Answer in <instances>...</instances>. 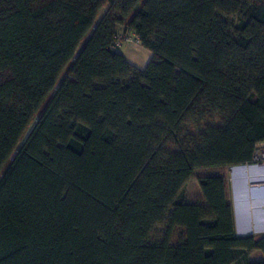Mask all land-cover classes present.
Masks as SVG:
<instances>
[{"label":"trees","instance_id":"16d2710c","mask_svg":"<svg viewBox=\"0 0 264 264\" xmlns=\"http://www.w3.org/2000/svg\"><path fill=\"white\" fill-rule=\"evenodd\" d=\"M261 143L264 0H0V264H264L225 175L185 200Z\"/></svg>","mask_w":264,"mask_h":264},{"label":"rangeland","instance_id":"374dc122","mask_svg":"<svg viewBox=\"0 0 264 264\" xmlns=\"http://www.w3.org/2000/svg\"><path fill=\"white\" fill-rule=\"evenodd\" d=\"M108 8L109 4H107L101 11L99 18H101L106 13ZM120 31L122 33L121 38H123L121 39V45L118 44V48L122 47L126 37H131L132 35V33L129 34V32L128 34L125 33L123 26H120ZM124 49L125 48L123 46L122 50ZM67 75L68 69H65L61 75L60 81H62ZM35 122L36 119L30 124L29 128L25 131V134L21 139L20 144L24 142ZM247 167L248 168L246 170H242L240 172H235V170H240L241 168L234 167L198 169L195 173V178L190 180L185 187V200L189 202H197L203 200V193L198 181V178L200 176L207 174L225 175L228 179L229 195L234 206L237 234L242 236H259L261 234H264V228L261 227L264 225L261 224V221H257L255 219L256 210L257 212H262L259 209L264 210V143L259 144L258 151L256 153L255 163L248 164ZM247 202L249 203L248 207L246 206ZM237 205H239V207H237ZM237 209H240L244 213V220L242 213H239ZM253 209L255 210L253 211ZM247 212H249L248 217H246ZM164 230V226L157 227L154 234L152 235V240L155 241L161 239ZM249 258L251 260H261L264 258V253L261 250H255L249 254ZM236 264L239 263L237 262Z\"/></svg>","mask_w":264,"mask_h":264},{"label":"crops","instance_id":"0c3cea01","mask_svg":"<svg viewBox=\"0 0 264 264\" xmlns=\"http://www.w3.org/2000/svg\"><path fill=\"white\" fill-rule=\"evenodd\" d=\"M119 30H120V26H119ZM124 32L127 34L128 32L129 34L132 33L131 37H133L134 39L131 41L125 40V42H123L124 44L119 50L125 55V57L129 62H131L133 65L137 66L138 68L143 69L152 59L153 57L152 52L146 49L145 47H143L141 43L137 39H135L136 35L134 32L126 31L125 29ZM120 34H122L121 31ZM123 46L125 48L124 50H122Z\"/></svg>","mask_w":264,"mask_h":264},{"label":"bare ground","instance_id":"6f19581e","mask_svg":"<svg viewBox=\"0 0 264 264\" xmlns=\"http://www.w3.org/2000/svg\"><path fill=\"white\" fill-rule=\"evenodd\" d=\"M259 167V166H258ZM238 168H241V167H238ZM248 167H244V168H241L240 170H235V172L237 171V172H240V171H244V170H246ZM255 171V170H254ZM234 174H236V173H234ZM239 202V201H238ZM246 206L248 207L249 206V203L247 202V204H246ZM237 207H239V205H237ZM238 211H239V213H242V215L244 214L240 209H237ZM255 209H253V211H254ZM260 211H262V212H257V210H256V213H255V219L257 220V221H261V224L262 225H264V210H262V209H259ZM248 214H249V212H247V216L246 217H248ZM239 219H240V214H239ZM245 218H244V215H243V220H244ZM248 219V218H247ZM261 227H263L264 228V226H261Z\"/></svg>","mask_w":264,"mask_h":264},{"label":"built area","instance_id":"2783aa9c","mask_svg":"<svg viewBox=\"0 0 264 264\" xmlns=\"http://www.w3.org/2000/svg\"><path fill=\"white\" fill-rule=\"evenodd\" d=\"M121 39H122V38H120L119 41H118V44H119V45H121V43H122V42H121V41H122ZM133 39H134V38H131V37H126V38H125L126 41H131V40H133Z\"/></svg>","mask_w":264,"mask_h":264},{"label":"water","instance_id":"95a60500","mask_svg":"<svg viewBox=\"0 0 264 264\" xmlns=\"http://www.w3.org/2000/svg\"><path fill=\"white\" fill-rule=\"evenodd\" d=\"M248 165H239V166H234V168H238V167H241V168H244V167H247ZM250 166H253V165H250ZM239 236H242V235H239Z\"/></svg>","mask_w":264,"mask_h":264}]
</instances>
